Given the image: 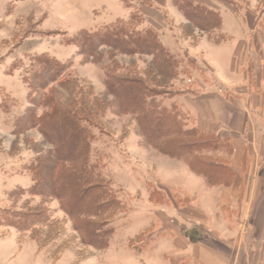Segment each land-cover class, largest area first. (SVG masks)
<instances>
[{"label": "rangeland", "instance_id": "374dc122", "mask_svg": "<svg viewBox=\"0 0 264 264\" xmlns=\"http://www.w3.org/2000/svg\"><path fill=\"white\" fill-rule=\"evenodd\" d=\"M178 1L0 0V221L19 230V243L35 244L37 250L46 255L47 264H146L143 256L148 260L152 255L164 257L159 253L160 240H157L163 236L157 229L158 221L152 210L159 213L164 226L170 227L172 219L167 211L172 200L166 193L164 197L153 192L151 181L156 178L157 170L160 171L158 164H163L159 159L162 153L140 132L137 117L128 107L129 99L107 93L105 81L110 74L136 80L143 87L149 85L151 89L171 95L180 91H184L182 95L195 94L200 88L201 92L207 90L209 93L223 89L207 57L208 52L213 51L210 45L224 39L223 26L204 30L190 24L178 8ZM186 1L203 5L220 17L223 13L233 14L234 10L237 14L248 12L250 21L254 16L251 10L264 11V0ZM133 11L140 13L136 28L152 29L165 48L163 54L170 55L169 61L177 65L166 66L172 73L157 71L155 62L159 61L156 59L159 56L156 52H124L112 44H97L91 50L85 49L81 40H72L81 33L95 34L114 24L129 22ZM263 16L264 13L261 25H264ZM259 36L257 41H263L264 33L260 32ZM260 46L259 43L256 58L264 53ZM41 54L65 63V69L54 81L46 82L45 88L37 91L33 98L34 90L24 79L29 80L31 69H36L31 68V59ZM260 63L263 64L258 59L256 64ZM67 78L79 81L72 93L58 85ZM247 83L242 82V85L247 86ZM42 91L51 95L53 105L69 95L75 107L83 108L89 115L88 130L92 136L89 165L96 175L94 179L107 193L105 197L104 193L103 197L99 196L102 199L99 203L111 200L113 204L94 214L92 199L99 190L87 195L79 206L74 200H67L75 195L66 193L64 203L72 212L81 211V216L74 214L80 227L86 220L94 226L99 225L108 242L105 248L99 249L82 240L73 224V219H77L66 212L63 201L52 191L45 187L40 188L41 193L31 189L38 184L34 179L39 170L38 159L52 160L55 153L54 147L43 138L41 128L33 123L49 109L39 97ZM182 95L168 98L165 94L164 101L166 104L176 102L188 114L189 117L185 114L182 117L184 130L193 126L194 116L187 111V95L185 98ZM29 110L32 117L27 120L31 123L18 125L19 117ZM84 113L82 117L86 116ZM68 149H65V156L69 154ZM69 157H80L66 165L77 168L81 156L70 154ZM212 157L220 160L215 153ZM145 192L150 193L149 202ZM176 196L178 203L184 202L185 198ZM87 209L89 211H85ZM175 227L178 231L182 228L179 224ZM102 240L93 241L99 245L103 244Z\"/></svg>", "mask_w": 264, "mask_h": 264}, {"label": "crops", "instance_id": "0c3cea01", "mask_svg": "<svg viewBox=\"0 0 264 264\" xmlns=\"http://www.w3.org/2000/svg\"><path fill=\"white\" fill-rule=\"evenodd\" d=\"M251 11V21L248 12L223 13L224 39L210 45L207 57L223 89L209 93L200 88L185 94L188 98L181 96L193 113V126L223 141L212 153L231 170V182L209 185L184 160L161 154L152 190L172 200L167 213L173 226H164L152 210L164 257L143 256L146 264H264V53L256 58L259 43L264 48V39L257 41L264 25ZM149 194L145 192L148 202ZM176 195L184 202L178 203ZM175 224L182 228L178 231ZM17 231L0 221V264H47L35 244L19 243Z\"/></svg>", "mask_w": 264, "mask_h": 264}, {"label": "trees", "instance_id": "16d2710c", "mask_svg": "<svg viewBox=\"0 0 264 264\" xmlns=\"http://www.w3.org/2000/svg\"><path fill=\"white\" fill-rule=\"evenodd\" d=\"M198 5L191 4L186 0L178 1V8L183 12L190 24L204 30L216 28L221 24L219 13L211 12L203 5ZM234 12L237 11L234 10ZM263 13L264 11L262 10L257 13V23L259 25H261L260 21ZM139 15L140 13L133 11L130 13L131 19L129 22L114 24L95 34L81 33V35L73 37L72 40H81L82 46L91 50L97 44H112L115 49L123 50L124 52H156L159 56L156 59L161 60V62H155L157 71L163 72L166 70L172 73V71L167 70L166 66L174 64V67H176L177 65H175V62L169 61L171 60L170 55L163 54L165 48L160 45L161 43L159 39L157 40L158 36L156 33L149 27L136 28L135 24L140 21ZM132 21L135 23L132 24ZM31 63V68L36 69H31L33 71L29 80L25 78L24 82H27L28 86L33 88L34 98L37 91L45 88L46 82L54 81L64 71L65 63L56 61L47 54L33 57ZM106 78L105 89L107 93H111L121 99H129L128 107L136 115L140 132L145 136L148 143L157 148L162 154L184 160L192 171L204 176L209 185L228 184L231 182L232 172L225 162L212 157V152L222 147L223 141L218 140L214 135L204 134L195 126L183 130L182 117L183 114L186 117L188 115L177 106L176 102L165 103V94L170 98L182 95L184 91L171 95L164 91L151 89L149 85L143 87L136 80L131 81L115 77L114 75L111 76L110 74ZM78 83L77 78H67L61 80L58 85L72 93ZM39 97L43 98V105L49 106V109L33 123H36L41 128L40 132L43 138L54 147L55 153L52 160L38 159L40 161L37 165L39 170L36 171L34 176L35 182L38 184H35L37 187L34 185L31 189H37L35 191H39L38 193H41L40 188L42 189V187L52 191L56 197L63 201V206L67 210L65 211L74 218L76 217L74 214L81 216L82 213H80L81 211L72 212L67 208L64 198L68 194H74L75 196L71 199L69 196L67 200H74L76 206H79L78 204L83 203L87 195L99 190V194L93 196L92 199L91 209L95 210L94 214H99L102 210L111 208L113 204L111 200L99 203L101 199L99 196L104 193L103 196L105 197L107 193L102 191V185L94 179L96 175L93 174L92 167L89 165L88 159L92 136L88 130L91 125L87 121L89 119V117L87 118L88 113H84L83 108L78 109L79 107H75L73 101L69 99V95L67 97L64 96L65 100L62 102H60V99L57 100L56 105H53L54 102L51 95L45 93V91H42L41 94L39 93ZM60 103L61 105H59ZM29 112L30 110L19 117L17 120L18 125L31 123L30 120H27L32 117ZM81 113L86 114L85 118L81 116ZM66 148H69L68 156H65ZM70 154H79L81 156L80 165L77 168L66 167L68 161H78L77 159H80V157L76 159L70 158ZM66 193L68 194L66 195ZM75 219L77 220L73 219L74 228L79 232L83 241L97 248L99 247V249L107 246L108 242L104 240L106 236L103 235L99 225L94 226L93 223L86 220L80 227L78 218ZM102 225L107 224L102 222ZM102 238L103 244L97 245L93 241L94 239L99 241Z\"/></svg>", "mask_w": 264, "mask_h": 264}]
</instances>
